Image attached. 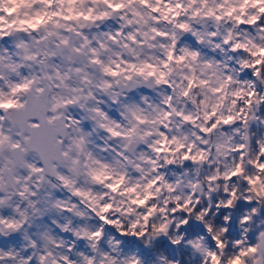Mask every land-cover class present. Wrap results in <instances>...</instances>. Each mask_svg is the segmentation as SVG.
<instances>
[{
	"label": "clouds",
	"instance_id": "1",
	"mask_svg": "<svg viewBox=\"0 0 264 264\" xmlns=\"http://www.w3.org/2000/svg\"><path fill=\"white\" fill-rule=\"evenodd\" d=\"M0 264H264V0H0Z\"/></svg>",
	"mask_w": 264,
	"mask_h": 264
}]
</instances>
